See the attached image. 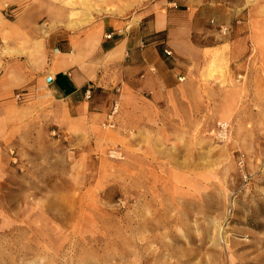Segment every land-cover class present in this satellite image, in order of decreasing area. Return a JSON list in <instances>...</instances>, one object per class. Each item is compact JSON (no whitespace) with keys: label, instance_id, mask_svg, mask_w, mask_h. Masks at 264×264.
I'll return each instance as SVG.
<instances>
[{"label":"rangeland","instance_id":"rangeland-1","mask_svg":"<svg viewBox=\"0 0 264 264\" xmlns=\"http://www.w3.org/2000/svg\"><path fill=\"white\" fill-rule=\"evenodd\" d=\"M253 47L246 78L209 63L199 121L124 114L116 88L81 122L41 86L0 94V264H264V32Z\"/></svg>","mask_w":264,"mask_h":264},{"label":"crops","instance_id":"crops-1","mask_svg":"<svg viewBox=\"0 0 264 264\" xmlns=\"http://www.w3.org/2000/svg\"><path fill=\"white\" fill-rule=\"evenodd\" d=\"M64 1L0 0V94L41 86L74 122L114 88L124 114L199 121L209 63L246 78L264 32V0Z\"/></svg>","mask_w":264,"mask_h":264},{"label":"built area","instance_id":"built-area-1","mask_svg":"<svg viewBox=\"0 0 264 264\" xmlns=\"http://www.w3.org/2000/svg\"><path fill=\"white\" fill-rule=\"evenodd\" d=\"M108 37H110V36H108ZM164 54L167 55V56H169V55H171V52L168 51V50H164ZM242 78H243V74L237 75V79H242ZM181 79L182 78H180V80ZM18 96H19V94H18ZM226 130H227V123L225 121H220L218 123V133L219 134H225Z\"/></svg>","mask_w":264,"mask_h":264},{"label":"bare ground","instance_id":"bare-ground-1","mask_svg":"<svg viewBox=\"0 0 264 264\" xmlns=\"http://www.w3.org/2000/svg\"><path fill=\"white\" fill-rule=\"evenodd\" d=\"M44 95L49 97V93L47 90H45Z\"/></svg>","mask_w":264,"mask_h":264},{"label":"water","instance_id":"water-1","mask_svg":"<svg viewBox=\"0 0 264 264\" xmlns=\"http://www.w3.org/2000/svg\"><path fill=\"white\" fill-rule=\"evenodd\" d=\"M50 81H51V79H50V78H48V79H47V82H50Z\"/></svg>","mask_w":264,"mask_h":264}]
</instances>
